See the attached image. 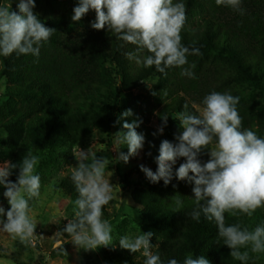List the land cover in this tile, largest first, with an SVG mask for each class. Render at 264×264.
Listing matches in <instances>:
<instances>
[{"label": "clouds", "instance_id": "obj_1", "mask_svg": "<svg viewBox=\"0 0 264 264\" xmlns=\"http://www.w3.org/2000/svg\"><path fill=\"white\" fill-rule=\"evenodd\" d=\"M215 3L244 14L243 0H215ZM17 7L19 14L12 11L10 0H0V57L15 54L38 59L54 30L46 27L34 13L35 0H19ZM90 10L97 14L93 29L107 27L109 33L123 42L121 47L135 46L134 51L126 53L129 61L139 67L155 66V70L165 76L167 69L177 68L181 70V77L196 78V65H189L188 56H201L202 52L195 41L191 47L182 43L181 32L187 19L184 0H79L72 20L81 21ZM202 103L204 107L198 112L190 111L187 102L184 104L179 116L182 134L176 137V144L168 140L161 143L156 157L157 171L143 165L140 168L153 184L163 181L167 186L177 178L194 182L196 207L189 214L190 218L200 222L203 215L208 222H215L218 242L222 241V245L231 249V258L248 264V249L252 253H264V222L250 231L239 224L226 225L225 213L251 217L257 209L264 208V137L251 129L242 130L238 96L213 91ZM131 115V110H127L121 118ZM168 119L163 117L164 125L158 129L160 134ZM137 127L139 122L125 121L126 132L112 138L114 151L122 146L129 150L127 154L120 152L115 161L97 158V152L92 150L94 147L87 151L80 148L74 154L78 166L70 167V179L78 198L74 201L70 222L58 233H66L80 249L94 251L113 245V227L103 218L104 207L113 199V185L111 178L106 179V172L111 163H128L130 157L143 149L145 137L138 134ZM99 138L94 131V139L98 141ZM103 138L108 139L107 134ZM205 150L210 152L211 159L202 163L199 156ZM179 158H186V162L174 173L173 166ZM39 163V158L29 153L19 165L11 162L0 165V186L6 189L4 196L11 206L7 211L0 206V233L24 244L30 243L36 235L32 204L42 196L41 176L37 172ZM17 169L19 175L16 182H12L9 177ZM173 200L178 209L183 207L178 195ZM56 210L59 212L58 206ZM153 235L142 232L135 237L121 236L119 246L132 253H141L146 258L144 264H165L159 254L151 251ZM56 247L64 246L58 243ZM167 264H180V261L172 258ZM183 264H210V261L203 255L190 254Z\"/></svg>", "mask_w": 264, "mask_h": 264}, {"label": "trees", "instance_id": "obj_2", "mask_svg": "<svg viewBox=\"0 0 264 264\" xmlns=\"http://www.w3.org/2000/svg\"><path fill=\"white\" fill-rule=\"evenodd\" d=\"M193 1L198 3L203 15L209 17L200 27L181 32L185 46L191 47L195 41V46L202 52L201 56H188L189 65H196L195 79L181 77V70L177 68L167 69L165 76L157 72L155 66L139 67L134 61H129L126 53L134 51L135 46L127 44L121 47L123 42L109 33L107 27L103 30L93 29L92 24L97 17L85 33L76 37L51 36L41 48L38 59L31 55L17 57L15 54L7 58L0 57L1 76L19 83L21 87H18L17 92L37 98L36 103L14 119L17 125H24L28 130L25 149L33 155L53 148L58 140L66 137L65 123L95 125L107 131L115 128L116 110L124 102L126 93L123 87H114L112 91L108 85L104 64L108 61L118 64L129 91L153 78H162L168 83L167 95L158 94L156 99L157 105L164 104L159 113L161 115L181 114L186 102L189 110L195 112L193 105L204 107L203 99L213 91L226 92L227 83L219 77L214 66L203 61V55L214 54L231 62L242 71L244 79L264 96V0H243V15L229 8L218 7L215 0ZM154 111L152 109L150 113ZM241 119L242 130L250 129ZM256 133L263 137L261 131ZM142 134L145 142L154 141L149 131ZM23 154L27 152L23 150ZM199 159L206 163L211 157L202 152ZM185 162L186 158H179L173 172ZM132 178V174L125 175L121 186L124 189L130 187ZM58 186L71 198L78 197L70 176L60 179ZM169 186L180 193L178 198L183 200V207L177 208L173 200L176 196L173 195H162L148 206V218L152 224L176 230L174 232L177 233L155 254H159L165 264L172 258L183 264L190 254L194 257L203 255L210 264H225L216 255L217 246H223V242L217 240L215 222H208L203 215L200 222L190 218L189 214L196 207L193 200L194 182L177 178ZM260 210L257 209L251 217L225 213V223L229 225L241 221L252 231L260 225ZM103 211L106 212V206ZM61 236L63 240H70L66 233ZM144 261L136 262L128 258L121 259L118 264H144Z\"/></svg>", "mask_w": 264, "mask_h": 264}, {"label": "rangeland", "instance_id": "obj_3", "mask_svg": "<svg viewBox=\"0 0 264 264\" xmlns=\"http://www.w3.org/2000/svg\"><path fill=\"white\" fill-rule=\"evenodd\" d=\"M79 1L64 0H35L36 8L34 13L44 22L45 26L54 30L52 36L76 37L85 33L92 20L97 17L94 10H90L79 22H74L72 17L74 9ZM175 2V0H174ZM186 4V23L183 30H193L200 27L209 17L203 15L197 2L184 0ZM12 11L19 14V0H10ZM106 11V10H105ZM182 30V31H183ZM202 59L207 64L214 66L219 77L227 83V90L233 96L240 98L238 113L245 120L247 126L257 132L261 131L264 137V96L252 84L244 79L242 71L218 55H203ZM107 83L113 91L114 87L125 89V100L116 110V125L111 131L91 125L83 126L79 123L70 125L65 123L66 137L58 140V143L45 152H37L40 163L37 172L41 176L42 196L39 201L32 204V215L37 222L36 235L30 243L24 244L19 240H12L5 233H0V264H118L121 259H133L136 262L146 259L141 253H132L119 246L121 236L135 237L142 232H152L153 238L150 241L155 254L158 249L170 238L177 236L172 230L155 226L148 218V206L155 202L162 195L180 196L176 188L151 183L140 166L157 171L156 157L159 155L161 143L164 140L176 144V137L182 134L183 129L179 125V116L174 114H159L163 106L157 105L158 94L167 95L169 92L168 83L162 78H153L147 82L140 83L136 88L129 91L126 89L127 80L121 74L118 64L112 61L105 62ZM2 62L0 59V165L11 162L19 165L22 163L28 140L26 126L17 125L14 122L22 112L27 111L36 103L35 96H28L16 90L21 85L13 80L1 76ZM113 106V103H111ZM104 106V105H102ZM194 111L202 110V106L193 105ZM105 107V106H104ZM152 109L156 111L151 112ZM131 110L132 115L121 118L122 114ZM103 112H105L103 110ZM168 117L167 126L163 134L158 129L164 125L163 117ZM139 122L136 131L138 134L149 131L154 138L152 143L145 142L144 147L136 156H132L128 163L114 162L109 165L106 172V179H110L113 185V199L106 205V212L103 218L110 221L113 227L112 246L99 248L94 251L80 249L71 240H63L58 232H62L73 216L74 201L78 198H71L58 188V181L70 176V167H77L78 161L75 158L80 148L87 151L90 148L97 152V158L107 157L115 161L120 152L128 153L127 146H122L118 151L113 150L112 138L122 132L124 122ZM146 130V131H145ZM94 131L99 135V140L94 139ZM156 133V135H153ZM107 134L108 139H104ZM154 145V147H153ZM209 147H212L211 145ZM208 156V150L203 151ZM151 153V155H149ZM211 157V156H210ZM178 161V159H177ZM177 164V162H176ZM175 164V165H176ZM174 165V166H175ZM173 166V167H174ZM133 175L130 187L124 189L121 180L125 175ZM19 175L17 169L9 179L16 182ZM6 189L0 186V206L10 210V204L4 196ZM59 207V212L56 208ZM151 207V206H150ZM6 219V217H5ZM258 220L264 222V208L258 213ZM239 224L246 228L244 223ZM215 235V234H213ZM62 243L64 247L57 248ZM219 245V244H217ZM158 246V247H156ZM243 251V249H242ZM250 259L248 264H264V253H252L248 249ZM231 249L227 246H217L216 255L225 264H241L231 258Z\"/></svg>", "mask_w": 264, "mask_h": 264}]
</instances>
